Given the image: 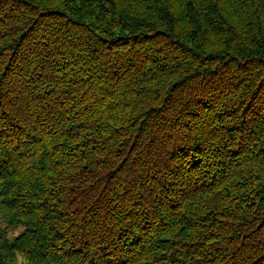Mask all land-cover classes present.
Here are the masks:
<instances>
[{
	"label": "trees",
	"instance_id": "16d2710c",
	"mask_svg": "<svg viewBox=\"0 0 264 264\" xmlns=\"http://www.w3.org/2000/svg\"><path fill=\"white\" fill-rule=\"evenodd\" d=\"M0 264H264V0H0Z\"/></svg>",
	"mask_w": 264,
	"mask_h": 264
},
{
	"label": "rangeland",
	"instance_id": "374dc122",
	"mask_svg": "<svg viewBox=\"0 0 264 264\" xmlns=\"http://www.w3.org/2000/svg\"><path fill=\"white\" fill-rule=\"evenodd\" d=\"M0 226L2 229H5V224L2 221V217L0 216ZM25 230V227L22 225L12 227L10 229H5V233L7 234V237L9 240H13L15 237H17L21 232ZM18 264H30L26 260H24L21 256H18Z\"/></svg>",
	"mask_w": 264,
	"mask_h": 264
}]
</instances>
